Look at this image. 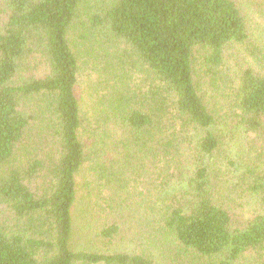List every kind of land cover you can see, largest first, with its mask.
I'll use <instances>...</instances> for the list:
<instances>
[{
  "label": "trees",
  "instance_id": "16d2710c",
  "mask_svg": "<svg viewBox=\"0 0 264 264\" xmlns=\"http://www.w3.org/2000/svg\"><path fill=\"white\" fill-rule=\"evenodd\" d=\"M0 3V264H264L241 202L264 198V52L240 0ZM227 121L254 153L235 181Z\"/></svg>",
  "mask_w": 264,
  "mask_h": 264
},
{
  "label": "rangeland",
  "instance_id": "374dc122",
  "mask_svg": "<svg viewBox=\"0 0 264 264\" xmlns=\"http://www.w3.org/2000/svg\"><path fill=\"white\" fill-rule=\"evenodd\" d=\"M242 7L244 9L246 18L248 20V25L251 33L252 40L256 43L262 53L264 52V0H240ZM1 4V3H0ZM242 53V52H241ZM240 52L238 55L241 54ZM241 58L238 57L237 61ZM46 66L43 62H40L37 66V74L42 75L46 71ZM220 132L223 138V144L219 156H215V160L223 166L229 176H234L236 180V175L239 173L238 170L247 163H251L254 153L251 152L249 148V135L242 126L233 124L231 121H227L220 125ZM81 180V178H80ZM185 182L181 184H174L172 186V193L185 190ZM243 208L247 210L249 215L253 212L264 213V198L255 195H245L242 199ZM116 245L118 248H123L124 245L128 246L125 241H118ZM93 250H115L117 247L113 244L105 245L101 242H97L91 245Z\"/></svg>",
  "mask_w": 264,
  "mask_h": 264
}]
</instances>
